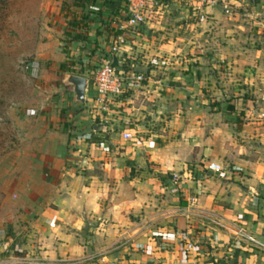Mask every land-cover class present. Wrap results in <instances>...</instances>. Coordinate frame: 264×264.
Masks as SVG:
<instances>
[{
    "label": "crops",
    "instance_id": "0c3cea01",
    "mask_svg": "<svg viewBox=\"0 0 264 264\" xmlns=\"http://www.w3.org/2000/svg\"><path fill=\"white\" fill-rule=\"evenodd\" d=\"M208 2L206 25L229 38L221 52L236 44L251 57H203L193 42L184 58L177 41H147L160 30L164 8H156L118 46L116 70L127 61L139 84L99 102L86 71L67 73L88 80L82 108L97 124L69 138L63 155L42 157L30 234L9 237L1 264H264V0ZM41 5L42 59L71 68L108 60L124 18L119 0Z\"/></svg>",
    "mask_w": 264,
    "mask_h": 264
},
{
    "label": "rangeland",
    "instance_id": "374dc122",
    "mask_svg": "<svg viewBox=\"0 0 264 264\" xmlns=\"http://www.w3.org/2000/svg\"><path fill=\"white\" fill-rule=\"evenodd\" d=\"M162 11L160 30L146 35L147 41L151 37L155 44L177 41L184 58L193 56V42L203 47V57L249 56L236 44L229 45L225 54L221 52L226 36L210 29L206 19L197 23L189 7L170 2ZM48 32L41 0H0V264L7 256L4 244L9 237L30 234L25 225L31 216L26 212L34 191L41 189L42 157L63 155L69 138L92 135L91 127L97 124L90 109L75 103L66 81L73 76L67 73L85 71L91 79L97 66H51L42 59L48 52ZM143 54L150 56L146 51H141Z\"/></svg>",
    "mask_w": 264,
    "mask_h": 264
},
{
    "label": "built area",
    "instance_id": "2783aa9c",
    "mask_svg": "<svg viewBox=\"0 0 264 264\" xmlns=\"http://www.w3.org/2000/svg\"><path fill=\"white\" fill-rule=\"evenodd\" d=\"M120 4L124 7V18L116 27L120 33L112 42L109 49V58L107 61L100 62L97 69L94 71L90 79V86L92 92L95 94V100L99 102L112 101L121 97L128 86L132 84H139L142 81L140 75H135L132 70L131 64L124 61V69L116 70L115 66L112 67V61L120 57V50L118 46L122 43L121 35L125 32H132L139 28L147 21V16L150 11L156 8H165L170 2L181 3L189 7L192 17L197 23H202L206 19L204 8L209 4L208 0H119ZM225 9V7H223ZM123 65V62L121 63ZM131 136L127 133L122 134L123 140H129ZM207 170L214 174L221 172L220 167L215 163H208ZM178 177H171L172 189L171 193H176V185ZM191 244L184 246V251L188 252L192 249ZM90 257V259H92ZM75 261L59 260L53 264H75ZM28 264H51L45 259L33 258L28 261ZM179 264H188L180 262Z\"/></svg>",
    "mask_w": 264,
    "mask_h": 264
},
{
    "label": "water",
    "instance_id": "95a60500",
    "mask_svg": "<svg viewBox=\"0 0 264 264\" xmlns=\"http://www.w3.org/2000/svg\"><path fill=\"white\" fill-rule=\"evenodd\" d=\"M115 66V60L112 62V67ZM67 83L70 85L71 91L74 96L75 103L83 104L84 95L88 87V80L76 76H68Z\"/></svg>",
    "mask_w": 264,
    "mask_h": 264
},
{
    "label": "trees",
    "instance_id": "16d2710c",
    "mask_svg": "<svg viewBox=\"0 0 264 264\" xmlns=\"http://www.w3.org/2000/svg\"><path fill=\"white\" fill-rule=\"evenodd\" d=\"M59 68H63V66H62V65H60V66H59Z\"/></svg>",
    "mask_w": 264,
    "mask_h": 264
}]
</instances>
